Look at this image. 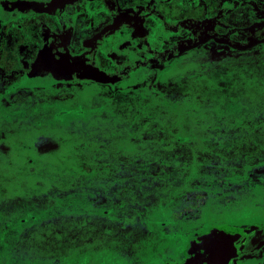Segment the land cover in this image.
I'll list each match as a JSON object with an SVG mask.
<instances>
[{"label":"rangeland","instance_id":"1","mask_svg":"<svg viewBox=\"0 0 264 264\" xmlns=\"http://www.w3.org/2000/svg\"><path fill=\"white\" fill-rule=\"evenodd\" d=\"M7 1L1 21L26 44L0 50L12 60L0 63V264H148L140 237L168 207L156 187L181 204L184 183L215 186L238 193L230 206L263 208L264 0ZM126 97L132 112L102 108ZM56 105L70 108L61 129ZM250 206L219 216L264 220ZM175 223L161 232L187 229Z\"/></svg>","mask_w":264,"mask_h":264},{"label":"flooded vegetation","instance_id":"2","mask_svg":"<svg viewBox=\"0 0 264 264\" xmlns=\"http://www.w3.org/2000/svg\"><path fill=\"white\" fill-rule=\"evenodd\" d=\"M69 1L75 2V6H76V3L78 0H69ZM2 2L3 4H0V8L2 6V10H5L6 8L10 7L9 2L7 0H2ZM14 11L15 13L17 12L16 9H13V12ZM13 12L6 11V14L8 15ZM28 15L29 14H25L23 15V17L28 16ZM30 17H32V15L28 16L27 18H30ZM2 18L3 16L0 14V31H4L7 34L9 33L11 34H9L8 38L1 39L0 37V50L8 49L10 47L13 48L14 46L19 47V45L25 47V44H26L25 42H18V40H15V34L13 31L14 28H5V26H7L10 21H5V23H3V21H1ZM34 23H36V20L34 21ZM34 23L32 24L33 26H31V28L34 26L36 27ZM27 28H30V27H27ZM33 36L35 35L33 34ZM27 46L31 50V52L32 51H34V53L37 52L36 42L33 47H31L30 42ZM39 48L40 47L38 46V52H40L41 50ZM259 49L261 50L262 47ZM260 54H264V52H262L261 50ZM4 57L5 55L0 54V63L4 62L7 65L12 64L11 63L12 60H9V58L7 59ZM10 67L11 66H9V69ZM92 73L96 74L99 72H94V70H92L88 72L87 75L89 76ZM65 74L69 75V73L64 70H61V69L58 70V73H57L58 76H65ZM143 92L144 93L140 92L136 96V100L140 104H147L148 102L153 103L157 100L156 97H158V101L160 100L165 101V97L161 96L162 94L160 96H156L157 92H146V93L145 91ZM147 93L152 94L153 97L152 98L147 97L148 96ZM126 99H129V98L126 97ZM110 102L111 100L108 101V103L105 104L106 106L102 108H107V109L114 108ZM139 103H137L136 106L140 107L141 105ZM98 108L99 106H97L94 109H98ZM158 108L159 109L163 108L165 110V107L162 105L159 106ZM122 109L123 108H119L120 111L118 112L123 111ZM176 109H177L178 114L183 113L180 110V106L179 107L176 106ZM68 110H69L68 108H64L62 112H66ZM187 113L189 114L190 110H187ZM109 114H111V116L114 115V113H110V112ZM188 119H189V116H186L184 118V120H188ZM186 140H190V139H186ZM201 154L203 153H199L198 155H201ZM198 160L200 161V157H198ZM187 176L189 180L188 182L189 183L192 182L193 184V182H195L194 180H196L194 170H192V172L189 171V174ZM183 187L185 189V194L181 198V204L177 200V197L173 195V192H175L174 189L166 190V189L156 187L155 190L150 191L149 193L150 196H153V195L156 196L155 198L156 205L165 204L168 207H167V211L165 212V217L163 219L155 218L154 219L155 222L150 223L149 221L147 222V225L150 223V224H155L157 226H160L161 228H164V227H167V225L170 223L178 222L179 224L180 223L186 224L189 222H196V221H202L203 224L205 225L203 226L198 225V227H190V228L181 230L177 233L170 232V234H167L165 232H159V233H153V232L148 233L147 232L145 235L154 234V236L157 237V241H158V237L162 236L163 238L161 241L159 240V242L161 243L160 245L161 248L157 256L154 259H151V261H149L148 264H156V263L165 264L169 262H185L191 258L193 259L194 257H196V259H198L199 261L206 262L208 260L209 262H212V259L214 256L213 254L224 255L225 256L224 258H226V260H228V263L230 264H264V220L261 217H256L251 213H249V216L244 214V217L236 216V217H231V218H225V217L219 216L221 213L227 212L231 209L236 210V209H240L243 206H250L247 204L240 205V203H235L234 205L230 203L231 206L229 205V202H231L230 199H233V200L234 198L240 199L238 193L236 194L235 191L232 190L231 192H226L224 194L223 192L219 190V188L215 189L216 188L215 186H211V187L206 186V187H203V189L196 190V189H193L194 186L192 187L188 185L187 183H184ZM219 192L222 194H220ZM141 194L145 196L143 193ZM208 194H211L213 197L208 198L209 197ZM137 200H138V197H133L134 203H137L138 202ZM209 202H212V204L209 205ZM250 207H254L258 210L261 209V211L264 212V206L263 208L259 206L257 207L256 205H253ZM192 208L196 210L192 211L193 215H190L189 212H191ZM152 215L154 216V214ZM223 225H228V226L239 229V233H237L236 235L235 234L233 235L234 238L232 239V244L229 246V249L223 248L222 246L223 244L220 243L218 239H208V238L202 239V237L206 235V233H208L213 226H223ZM145 235L143 237H140V240L145 238ZM160 251H163L166 254L164 256H160ZM208 255H210V257H208Z\"/></svg>","mask_w":264,"mask_h":264},{"label":"water","instance_id":"3","mask_svg":"<svg viewBox=\"0 0 264 264\" xmlns=\"http://www.w3.org/2000/svg\"><path fill=\"white\" fill-rule=\"evenodd\" d=\"M89 76L91 77H96L95 73L90 74ZM239 233V229L228 226V225H223V226H213L206 235L202 237V239L208 238V239H218L220 243H222L223 248H228L232 244V239L234 238V234L236 235ZM228 253V252H227ZM211 255V254H210ZM208 255V257H210ZM213 259L212 262H209L208 260L206 262L204 261H199L194 257L193 259H189L185 262H169L165 264H230L228 263V260L224 258L225 256L222 254H213Z\"/></svg>","mask_w":264,"mask_h":264},{"label":"crops","instance_id":"4","mask_svg":"<svg viewBox=\"0 0 264 264\" xmlns=\"http://www.w3.org/2000/svg\"><path fill=\"white\" fill-rule=\"evenodd\" d=\"M261 50H262V52H264V48H262ZM251 52H254L255 53L254 48L251 49ZM258 73H260V75H261V72H258ZM249 77H250V75H249ZM260 78H261V76H260ZM243 79L244 80H247V76H246V78H243ZM262 80H264V77L263 76H262ZM137 93L139 94L140 92L138 91ZM147 95H148L147 97H149V98L150 97L151 98L153 97L152 94L147 93ZM113 101H114V104H112V102H110V103H111V105L114 108H109L108 109V111L110 113H117L118 111H120L119 108H123V107H125V108L130 107V108H127V109H129V111L132 112L131 104L130 103H125L126 98L125 99H122V101H120L119 103H117L115 100H113ZM149 103L150 102H148L147 104H149ZM73 106L74 105H72V107ZM64 108H67V105H56V106L51 107V111H53L54 114H55V121H53L54 122L53 124L48 123L50 127L55 126L56 128L61 129L63 126H65L66 124H68V119L69 118H67L66 115L57 116V113H56V112H58V113L61 112L62 110H64ZM68 109H70V108H68ZM47 111L50 112V109H48ZM19 121H21V120H19ZM9 123L11 124L12 122H6L5 119L4 120H1V127L2 128H7ZM41 128L42 127H39V129H41ZM34 129L36 130V129H38V127L36 126V128H34Z\"/></svg>","mask_w":264,"mask_h":264},{"label":"bare ground","instance_id":"5","mask_svg":"<svg viewBox=\"0 0 264 264\" xmlns=\"http://www.w3.org/2000/svg\"><path fill=\"white\" fill-rule=\"evenodd\" d=\"M212 217V216H211ZM201 222L202 221H197V222H189V223H186L185 224V227L186 228H190V227H193V225H195V224H201ZM177 224L175 223V226H176ZM173 227V231H172V233L174 232V233H177V232H179V229H177V227ZM163 230V228H160L158 231L156 230L155 232L157 233H159V232H161ZM155 242H157V246H160V242L159 241H157V237H155ZM148 241H146V240H143L142 239V241H143V243H142V246H140V247H137V249H139V248H141L142 250H140L139 251V253H142V254H144V258H145V262L146 263H148L149 261H151V259H154L156 256H153V257H151V255H148V254H146V252H144V249H150L151 248V242L150 243H148L150 240H151V238L150 239H147ZM154 240V239H153ZM148 244H150V246H148ZM158 252H159V249H158ZM222 252H224V251H222ZM158 254V253H157ZM140 258V257H139Z\"/></svg>","mask_w":264,"mask_h":264}]
</instances>
